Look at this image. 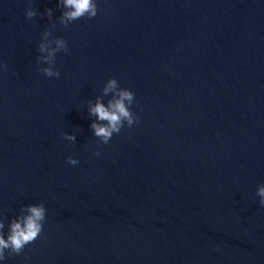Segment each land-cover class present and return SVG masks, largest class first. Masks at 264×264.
<instances>
[{"label": "water", "instance_id": "water-1", "mask_svg": "<svg viewBox=\"0 0 264 264\" xmlns=\"http://www.w3.org/2000/svg\"><path fill=\"white\" fill-rule=\"evenodd\" d=\"M58 2L27 19L28 0H0L5 238L26 205L47 210L0 264H264V0H96L67 28ZM49 28L68 42L59 78L39 71ZM113 77L140 122L102 144L89 103Z\"/></svg>", "mask_w": 264, "mask_h": 264}, {"label": "clouds", "instance_id": "clouds-1", "mask_svg": "<svg viewBox=\"0 0 264 264\" xmlns=\"http://www.w3.org/2000/svg\"><path fill=\"white\" fill-rule=\"evenodd\" d=\"M58 7L62 9L59 22L67 28L73 21L82 17L94 18L98 15V4L96 0H59ZM46 13L49 19L53 17V9L47 8ZM37 15L36 9L32 7V0H28V7L25 9L27 19H32ZM55 22H53V28ZM51 37V39H49ZM68 51V42L62 37H54L53 29L42 33L39 43L40 56L37 57L38 63H46L47 66L39 69L47 77L59 78L61 73L55 67V58L58 52ZM0 68L7 70L6 64H0ZM113 94L107 106L100 98L95 104L89 103V113L96 117L91 124V129L95 137L102 144H108L113 134H119L125 123L128 127L138 124L139 117L132 111L131 106L135 102V92L130 88H122L116 78L107 80L103 87V94ZM62 135L71 142H76V136L70 133ZM95 155H100L97 150ZM67 162L73 166L79 163L74 156L67 157ZM257 195L260 197V204L264 206V183L258 186ZM27 214L18 219H14L10 225V231L5 238L3 233L4 223L0 221V261L8 256L18 255L23 252L25 246L34 242L40 235L44 227L46 217V207L43 203L26 205L23 209Z\"/></svg>", "mask_w": 264, "mask_h": 264}]
</instances>
